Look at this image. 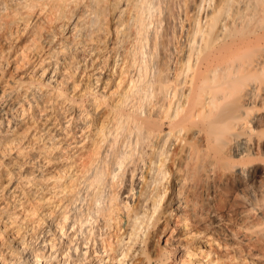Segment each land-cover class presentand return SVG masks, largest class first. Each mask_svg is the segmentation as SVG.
<instances>
[{
  "label": "bare ground",
  "instance_id": "6f19581e",
  "mask_svg": "<svg viewBox=\"0 0 264 264\" xmlns=\"http://www.w3.org/2000/svg\"><path fill=\"white\" fill-rule=\"evenodd\" d=\"M146 46L150 80L142 60L131 75ZM5 99L0 264H264V0H0ZM63 105L111 122L125 151L103 130V143L86 138L91 119L61 136L74 126ZM100 143L119 181L109 158L99 168ZM39 190L51 193L35 206Z\"/></svg>",
  "mask_w": 264,
  "mask_h": 264
},
{
  "label": "rangeland",
  "instance_id": "374dc122",
  "mask_svg": "<svg viewBox=\"0 0 264 264\" xmlns=\"http://www.w3.org/2000/svg\"><path fill=\"white\" fill-rule=\"evenodd\" d=\"M163 6H164V5H162V3H161V5L159 6L160 9L162 8V9H161V13H162V11H163ZM200 11L203 13L202 9H201ZM200 14H201V13H200ZM154 17H155V16H154ZM154 17H149V18H148L149 20H147V23H148V22L151 23V22H153V20H154V22L150 24L151 26L155 23V19H156V17H155V19H153ZM150 18H152V20H150ZM159 21H160V17H159ZM157 22H158V19H156V23H157ZM160 22H161V21H160ZM156 23H155V24H156ZM155 24H154L153 28H155ZM161 24H162V22H161L159 25L161 26ZM148 25H149V23H148ZM157 25H158V23L156 24V27L159 26V25H158V26H157ZM151 26H150V27H151ZM160 26L158 27V30L160 29ZM150 27L148 26V30H149ZM153 28L151 27V29H150L151 31L149 30V33H150V32H154V31H156V30H154ZM156 29H157V28H156ZM153 30H154V31H153ZM144 48H145V50H143ZM144 48L141 49L142 52H141V50H140V51L137 50L136 53H135V51L133 52V55H134V53L136 54V55H134V57H135L134 60L136 61V62H134V63H135L136 65L133 64V63H132L133 65H132L131 62L129 63V65L131 64L130 66L128 65V63H127V65H128V67H130V70H131V69L134 67V65H135L136 69L134 68V70H133V69L131 70L132 72L130 71V72L132 73L131 75H133V72L136 71V70L138 69V66H137V65H138V64H142V63L144 64V62H145V64H144V65L142 64L143 66H141V67H143V68L145 67L144 69L148 68V69H146L147 72H145V71H144V72L147 73V76H148L149 73H150V74H149L148 78L146 77L145 79H149V80H150V78H151V79L153 78V77L150 76V75H152V72H150V71H152V69H153V67H152V63H149V62H151V61H149V60H150L149 57H151V54H150V53H151L152 51H150V50H151L150 47H147V46H146V47H144ZM146 48H147V50H146ZM148 48H149L150 50H148ZM138 51H139L140 53H139ZM143 51H145V54H144ZM148 51H149L150 53H149ZM137 52H138V55H139V54H144V56H143V57H142V55H141V56H138V55H137ZM147 52H148V53H147ZM146 53H147V54H146ZM149 54H150V55H149ZM136 56L139 57V58L141 57L142 59H141V58L139 59V58H137ZM145 56H147V57L145 58L146 61H143V60H145V59H144ZM148 56H149V57H148ZM134 57H133V58H134ZM136 58H137L139 61H137ZM148 58H149V59H148ZM130 60H131V59H130ZM130 60H129V61H130ZM141 60H142V61H141ZM126 61H127V60H126ZM140 61H141L142 63H140ZM127 62H128V61H127ZM138 62H139V63H138ZM146 62H147V64H150L149 66H151V67L147 66ZM137 63H138V64H137ZM131 66H133V67H131ZM141 67L139 66V68H141ZM149 68H150V69H149ZM144 69H143V70H144ZM138 70H139V69H138ZM138 70H137V71H138ZM137 71H136V72H137ZM148 72H149V73H148ZM137 74H138V73H135V75H137ZM135 75L132 76V81H133V78H136V79L138 78V75H137V77H136ZM152 76H153V75H152ZM127 79H128V78H127ZM129 79H130V77H129ZM130 80H131V79H130ZM130 80L127 81L128 83H126V84H131V83L133 84V82H136V80L133 81V82L130 81ZM147 81H148V80H147ZM130 82H131V83H130ZM132 84H131V85H132ZM131 85H130V86H131ZM133 85H134V84H133ZM126 86H128V85H126ZM130 86H129V87H130ZM77 93H78V92H75V94H77ZM67 94H71V92H70L69 90H67ZM69 98H71V97H69ZM76 98H77V99H76ZM73 99H75L77 102L80 101V100H79V95H74V96H73ZM1 100H4V99H1ZM1 100H0V101H1ZM5 103H7L6 99H5V101H1V102H0V110L3 109V108L5 107ZM78 104H79V103H78ZM61 106H62V105H61ZM61 106H58V107H61ZM63 106H64V105H63ZM65 106H66V105H65ZM65 106H64V109H63V107H62V109H63V111H65V113H64V112L62 113L61 108L59 109V108L57 107V108H58V109H57L56 106H51V108H49V110H48V107H47V110H45V112H47L46 115H48L47 118H48V119H52V118H53V120L49 121V123H50V124H51V123H54V125H53V124H51V125L53 126L54 129H55V127H56V130H57V129L60 130L61 127H63V126H62V121H61L60 116H61L62 114H63V115L66 114V113L68 112V111L65 110V108H67V106H66V107H65ZM50 109H51V110H50ZM54 109H55V110H54ZM53 110H54V112H53ZM56 110H57L58 112H57ZM59 110H60V112H59ZM33 111H34V110H33ZM33 111H32V113H31L33 119H31L32 117H29V118H28V119H31V121L29 120L31 123L33 122L32 120H34V119L37 118ZM48 111H49V112H48ZM56 112H57V113H62V114L60 115V114H57ZM49 113H50V114H49ZM51 114H52V115H51ZM56 114H57V115H56ZM59 115H60V116H59ZM67 115H68L67 120H68L69 117L71 116V122H70V123H72L74 126L71 125V128H72V127H73V128L70 129L69 124H68V127H67V129H66L67 131H64V130H63L64 132L62 131V129H64V128H62L61 131H60V135H61V136H62V134H64V135H67V134H68V136H70V135H72V136L75 135V138H77L78 135H79L78 132H80V130L82 131L83 127L86 126V123H88L89 120L91 119V120H92V121L90 120L91 123L89 122L87 125H89V124L91 125V124H92V127H91V128H90V126H86V127H84V129H83V133L86 135V136H85V135H84V136H85L86 138H88V139H91V137L93 136V137H92V140H93L94 135L96 134V131H97V134L99 135V133L101 134V133H103V131L105 132L106 127H107V126H106L107 124H108V127L111 125V122L109 123V121L106 120L105 118H104V119L101 118V119H103V120H101V119L96 120V119H94L93 117L89 116L88 114H87L88 116H86L85 113H84V114H81L82 117H81V115H79V116L81 117L80 120H81V119L83 118V116L85 115V117H84L83 120H86V121H85L84 123L82 122V120H81V121L79 120V117L77 118V116H78L77 114H74V116H72L70 113H67ZM69 115H70V116H69ZM76 115H77V116H76ZM75 116H76V118H75ZM72 117H73V119H72ZM86 117H87V118H86ZM89 117H90V118H89ZM47 118H46V120H47ZM74 118H75L77 121H75ZM88 119H89V120H88ZM59 120H60V121H59ZM69 120H70V119H69ZM72 120L75 121V123H73ZM87 120H88V122H87ZM104 120H106L108 123H107V122H104ZM27 121H28V120H27ZM29 121H28V122H29ZM34 121H35V120H34ZM78 121H80V122H78ZM94 121H95V122H94ZM102 121H103V122H102ZM30 122H29V123H30ZM46 122H48V121H46ZM57 122H58V123H59V122L61 123V124L59 123V124L61 125V126H60V129H59V125H58ZM100 122H102V124H103V123H104V124H103V126H102V124H101V127H102V128H99V129H100V130H99V129H97V128H98V126H100V124H99ZM31 123H30V124H31ZM49 123H47V124H49ZM76 123H77V124H76ZM96 123H98L97 126H96ZM105 123H107V124L105 125ZM50 124H49V126H51ZM56 124H57V125H56ZM78 124H79L80 126H83V127L81 128ZM31 125H35L34 122H33V124H31ZM55 125H56V126H55ZM77 125H78L79 127H78ZM93 125H94L95 127H94ZM52 126H51V128H52ZM54 126H55V127H54ZM75 126H76V127H75ZM31 127H33V126H31ZM87 127H89V128L92 130L91 133H90L91 130L89 131V128L87 129ZM93 127H94V128L97 127V128H96L97 130H96V129H93ZM104 127H105V130H104ZM108 127H107V129H108L107 131H110L109 128L112 129V127H109V128H108ZM45 128H46V127H45ZM49 128H50V127H49ZM74 128H77V129L73 130ZM40 129H41V128H40ZM78 129H79V130H78ZM56 130H54V131H56ZM58 130L56 131L57 133H59ZM76 130H78L77 133H76ZM84 130H88L89 133H88V131H84ZM94 130H95V134H94ZM102 130H103V131H102ZM36 131H37V130H36ZM70 131H71V132H70ZM101 131H102V132H101ZM107 131H106V132H107ZM37 132L39 133V131H37ZM69 132H70V134H69ZM72 132H73V133H72ZM98 132H99V133H98ZM106 132H105V134H104V133L102 134V137H104V136L106 137L107 134L109 135V134H112V133H113V131H111L112 133L108 132L107 134H106ZM66 133H67V134H66ZM86 133H88L90 136H88ZM36 134H37V133H36ZM97 134H96V136H97ZM64 135H63V136H64ZM108 135H107V139L105 140V142H106L107 140H109V141L111 142V141H113L116 137H118V136H116V137L114 138V136H115L114 133H113V135H112V138H113V139L111 138V136H108ZM72 136H71V137H72ZM87 136H88V137H87ZM96 136H95L94 140H96ZM100 136H101V135L97 136V137H99V138H97V140L99 139L98 141H99V142L101 141V143H103L104 140L102 141V138H100ZM82 137H83V135H82ZM85 137H84V138H85ZM89 137H90V138H89ZM105 137H104L103 139H105ZM109 137H110L111 140L108 139ZM75 138H74V139H75ZM118 138H119V137H118ZM74 139H73V140H74ZM100 139H101V140H100ZM76 140H77V139H75V141H76ZM84 140H86V139H84ZM116 140H117V141H115V142L113 141L114 144H115L116 142H117V144H118V143L120 142V140H123V139H122V138H121V139L119 138V139H116ZM118 140H119V142H118ZM78 141H80V140L78 139ZM78 141H77V142H78ZM82 141H83V139H82ZM82 141H81V142H82ZM89 141H91V140H89ZM124 141H125V142L121 141L120 143H121L122 145H123V143H124V145H125L126 147L124 148V145H123V147H122L121 144H118V145L115 144V145L117 146V147H115V150L118 149V146H119V147L121 148L122 153H123V152L125 151V149L127 148V146H128L127 144H125V143H126V140H124ZM84 142H86L85 145H84V144L82 145V143L80 144V146L78 145L79 143H76L77 145H76V144H75V145H76V147L78 146V148H80L81 145H82V148H84V149L80 148V149H82V150H79V151H80V152L83 151V152H85V154H87L86 152H88V151H84V150H88V148H89L88 155H85L83 152L81 153V157L84 156V157L86 158V156H87V157L89 156V153H90V155H91L90 150L92 149V146H91V148L88 147V146H90V144L92 143V141L90 142V144H87V143H89L88 140L83 141V143H84ZM107 142H108V141H107ZM107 142H106V143H103V144H104V145L106 144L107 147H108L109 144H110V148L112 147L111 149L114 150V148H113V147H114L113 144H112V146H111V143L108 142V144H107ZM101 143H100V144H101ZM86 145H88V146H86ZM101 145H102V144H101ZM101 145H100V146H101ZM104 145H102V146H104ZM84 146H85V147H84ZM106 146H104V147H103V150H101V153H100L101 156L98 155L99 157H97V158H100V160L97 159V158L95 157V158H96V162H99V161L102 162V161H103V162H106V163L109 164V163H110L109 161H111V160H113V159H114L113 162L115 161V158H114L115 156L111 155V153H110L112 150H111L109 147H108V148H109L111 151H110L109 149H108L109 151L106 150V149H107ZM85 148H86V149H85ZM101 148H102V147H101ZM101 148H100V149H101ZM120 148H119V149H120ZM76 149H77V148H76ZM123 149H124V150H123ZM104 150H106V152H104ZM91 151H92V150H91ZM102 151H103V152H102ZM116 151H119V150H116ZM116 151H112V152H113L112 154H114V155L116 154V156H117V155L119 154V152H118V153H114V152H116ZM121 151H120V152H121ZM76 152H77V153H76V154H77L76 156H77V159H78V157H80V156H78V155H80V153H79L78 151H76ZM103 153H105V154H103ZM106 154H108V156H107ZM104 155L107 156V157H105ZM109 155H111V156H110L111 159H110ZM121 155H122V154L120 153V156H121ZM76 156H75V154H73V157H74L75 160H74L73 157H72L73 162H76L75 164H73L72 159H71V162H72L71 164L73 165V168H74V167H77V168H82V169H84V168H85V165H84V164H85V161H86V160H85L84 158H82V159H80V160H76ZM118 156H119V155H118ZM11 157L15 158V155H11ZM81 157H80V158H81ZM89 157H91V156H89ZM89 157L87 158V161L90 160ZM101 157H102V158H101ZM103 158H104V160H103ZM106 158H109V159H108V160H109L108 162H107V160H105ZM112 158H113V159H112ZM81 160H83V163H82ZM92 160H93V159H92ZM92 160H91V161H92ZM94 160H95V159H94ZM94 160H93V161H94ZM97 160H98V161H97ZM101 160H102V161H101ZM77 161H78L79 163H78ZM80 161H81V167H78V166L80 165ZM87 161H86V163H87ZM91 161L88 162V165H89V163H90ZM100 162H99V168H100V166L103 164V162H102V163H100ZM113 162L111 161V166H112V167H113V165H115V163H113ZM77 163H78V164H77ZM93 163H94V162H93ZM93 163L91 162V164H92L93 167L95 168V166H96L98 163H97L96 165H95V163H94V164H93ZM71 164H70V166L72 167ZM76 164H77L78 166H77ZM82 164L84 165V168H83V165H82ZM112 164H113V165H112ZM3 165H4L5 167L2 166V169H4L5 171H6V170H10L11 172H13V171H12V166H11L12 164H8V162H5V163H3ZM75 165H76V166H75ZM86 165H87V164H86ZM88 165H87V166H88ZM92 165H91V166H92ZM104 166H105V165L103 164L101 168H106L107 165H106L105 167H104ZM111 166H110V164L108 165L109 168H110ZM71 167H69V169H70V171L73 170V172L71 171V172L69 173V169L67 168V170H66L67 173L65 172V173H66L65 176L67 177V176L69 175V177H67V178L71 179L70 177H72L73 180H76V177H77V179H79L80 176L82 175V172H81V171H83V170H82V169H76V168H75V169L78 171V172H77L75 169H73V168L71 169ZM93 167H92V168H93ZM96 167H97V166H96ZM108 167H107L106 169H109ZM112 167H111L110 169H112ZM114 167H115V166H114ZM114 167H113V169H112V171H111V172H112V175L115 176V173L118 174V175H116V178H117V177H118V178L116 179V178L114 177V181H115V180H118V179H122V178H121V174H122L121 172H122V171L120 172V169H118L117 166L115 167L116 169H115ZM5 168H7V169H5ZM94 168H93V170H92L91 172H94ZM110 169H109V171H110ZM117 169H118V171H119L121 174L118 173V171H116ZM80 170H81V171H80ZM79 171H80V172H79ZM115 171H116V172H115ZM91 172H90V170H89V172L87 171L88 175H89V173L91 174V177H89V181L92 180V178H93V177H92L93 175H92ZM114 172H115V173H114ZM75 173H76V174L78 173L79 175L77 174V176L74 177V175H76ZM113 173H114V174H113ZM72 174H73V176H72ZM80 174H81V175H80ZM119 175H120V177H119ZM73 177H74V178H73ZM78 177H79V178H78ZM87 177H88V176H87ZM118 181H119V180H118ZM121 181H122V180H120V183H121ZM114 184L116 185L115 187H116V190H117V185L119 184V182L116 181V183H114ZM121 184H122V183H121ZM121 184L118 185L119 188L122 186ZM33 185H34V184H32L31 186H29V188H30V187L32 188ZM120 185H121V186H120ZM34 186H35V185H34ZM34 186H33V188H34ZM35 187H36V186H35ZM31 188H30V189H31ZM33 188H32V189H33ZM36 189H37V187H36ZM104 189H105V188H104ZM40 191H41V192H40ZM26 192H28V191H26ZM26 192H25V193H26ZM42 192H43V194H42ZM49 192H50V191L46 192V190H44V191H43V190H39L38 194L40 193L41 195L39 194V196L36 197V199L34 200V201H36L35 203L32 201L33 196H32V198H31V196H30V192L26 193V195H24V196H22V197L25 198V196H27V198L24 199V200L27 201V199H29L27 202L31 201V204H32V205H33V203H34V205L37 206V205H36V203H37V204L40 206V205H41L40 203H42L43 199H46V198L49 196L48 194H46V193H49ZM87 192H88V190L86 191V193H87ZM25 193H24V194H25ZM50 193H51V192H50ZM50 193H49V194H50ZM84 193H85V191H82V193H81L82 195H81L80 197H82V199H84V197H85V199H86L87 201H89V200L91 199V197H90L91 195H89L90 192H89V194L87 193V195H86V193H85V194H84ZM38 194H37V195H38ZM91 194H92V193H91ZM28 195H29V196H28ZM88 195H89V197H88ZM46 196H47V197H46ZM83 196H84V197H83ZM86 196H87V197H86ZM29 197H30L31 199H30ZM45 197H46V198H45ZM92 197H93V195H92ZM93 198H94V197H93ZM86 200H81V198H80V200H78V203L81 202V203H79V204L84 205V201H86ZM87 201H86V202H87ZM91 201H93V200H91ZM78 203H77V204H78ZM93 203H94V204H93V207H94V206H97V205H96L97 203L95 204V201H94ZM31 204H30V202H29V205H31ZM79 204H78L77 207L82 206V205H79ZM80 208H81V207H80ZM81 209H83V208H81ZM37 214H38V215L40 216V218L44 221L43 224L47 225V224H48L47 219H43V217L41 216V214H40L39 212H37ZM88 219H90L91 222H92V219H91L90 217H89ZM85 220H86V219H85ZM90 220H87V223H91ZM19 224H20V226H22V223L19 222ZM163 244H164V239H160V238H159V239H156V242H155V246H154V248H155V249H157V248L159 249V248L163 247ZM59 259H60V257H59Z\"/></svg>",
  "mask_w": 264,
  "mask_h": 264
}]
</instances>
